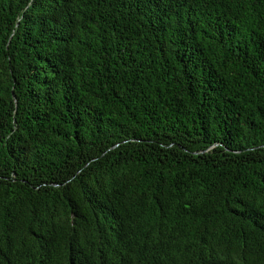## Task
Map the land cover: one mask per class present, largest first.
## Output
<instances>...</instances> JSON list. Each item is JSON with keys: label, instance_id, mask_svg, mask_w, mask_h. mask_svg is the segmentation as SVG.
<instances>
[{"label": "trees", "instance_id": "obj_1", "mask_svg": "<svg viewBox=\"0 0 264 264\" xmlns=\"http://www.w3.org/2000/svg\"><path fill=\"white\" fill-rule=\"evenodd\" d=\"M0 264H264V0H0Z\"/></svg>", "mask_w": 264, "mask_h": 264}]
</instances>
